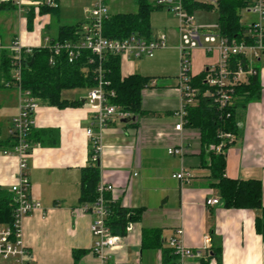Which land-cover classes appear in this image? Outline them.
Returning a JSON list of instances; mask_svg holds the SVG:
<instances>
[{
  "label": "crops",
  "instance_id": "obj_1",
  "mask_svg": "<svg viewBox=\"0 0 264 264\" xmlns=\"http://www.w3.org/2000/svg\"><path fill=\"white\" fill-rule=\"evenodd\" d=\"M66 1L65 17L62 0L57 10H33L31 21L29 14L20 16L16 10H6L9 13L0 20V52L11 54L10 46L15 39L32 50L45 48L49 40L58 38L61 28L84 26L94 0ZM163 11L166 10L151 15L150 38L166 35L167 48L157 51L153 58L120 57L122 77L137 74L156 80L157 84L142 91L143 115L132 116L128 123L115 120L105 132V149L99 163L102 180L115 187L112 197L124 207L144 209L142 221L134 225L123 243L106 251L107 263L137 264L141 259L142 264H163V250L169 249L167 241L176 229H182L184 245L193 250L205 249L204 240L210 236L212 247L220 249V264H264V240L256 231V218L261 212L226 208L218 190L210 185V171L206 167L209 160L205 163L201 156L199 132L186 126L182 132L175 131L178 123L175 114L181 105L175 54L179 53L178 23L176 19L173 23L158 20L156 15ZM243 11L241 23L249 29L256 17L247 9ZM169 54L174 57L172 61ZM217 58L216 52L210 55L203 50L195 51L193 76L202 73ZM142 60L148 62L139 65L137 61ZM253 67L260 76L261 93L256 101L237 111L239 133L226 152V177L260 181L264 206V61L255 62ZM85 89L86 95L74 99L67 96L71 90L62 92L64 100L80 102L77 107L58 108L37 99L28 174L32 197L42 203L46 216L38 211L23 222V238L31 256L29 264L99 263L93 251L94 218L80 209L81 173L90 160L86 130L92 118L86 104L89 89ZM19 106V94L14 87L0 89V188L9 192L17 183L19 160L4 151L11 147L9 130ZM180 142L186 147L183 159L168 154V149ZM182 169L193 175L187 184L173 178ZM214 198L220 199V203L207 206V200ZM145 228L162 230V248L142 249ZM0 264L14 262L0 258ZM184 264H201V260L188 259Z\"/></svg>",
  "mask_w": 264,
  "mask_h": 264
},
{
  "label": "built area",
  "instance_id": "obj_2",
  "mask_svg": "<svg viewBox=\"0 0 264 264\" xmlns=\"http://www.w3.org/2000/svg\"><path fill=\"white\" fill-rule=\"evenodd\" d=\"M203 4L215 6L217 0H155V5L172 14L178 23L180 54V72L177 77V90L180 92L181 105L175 114L178 123L176 132H182L187 124L188 108L196 106L200 97L210 96L214 103L224 109L230 106L234 99V90L237 86L248 81L249 76L256 74L253 67L255 62L264 61V0H251L246 8L256 17L250 25L246 38L250 41L237 42L222 36L220 25H199L196 22L195 11L189 10V5ZM0 6L13 7L20 16H27L33 10L59 8V0H0ZM88 22L81 27L75 40L55 41L49 40L47 47L51 51L49 63L55 66L65 56L69 64H74L82 59L84 52H90L89 64L100 61L93 71L95 84L89 88L86 104L91 110V124L86 130L90 145V160L96 164L104 153L105 132L115 120L131 118L128 111L115 103L117 94L111 88L108 78L109 71L102 65V61L108 56L125 57L128 59L153 58L157 51L168 46L167 36L160 34L156 38H147L140 33H132L124 39H109L103 35V24L111 17L108 0H94L93 5L87 10ZM197 50L212 55L217 53V61L205 68L206 76L204 84L208 90L203 94L198 88L192 86V57ZM12 62V79L7 87H14L19 94V113L12 119L9 136L11 147L4 151L6 155L16 156L19 160L17 183L11 187L15 210L11 225L0 224V258L12 260L14 264H29L30 252L23 238V222L25 218L42 211L46 216L43 205L35 200L31 193V180L28 174L29 159L33 150L31 136L35 130L36 113L39 107L37 98L31 91L22 87V72L25 58L32 55L31 48L24 47L19 40H14L10 46ZM235 57H243L248 61L247 69L241 63L233 65ZM156 80L149 85L156 86ZM222 140L219 145H211L208 150L216 154H225L227 147H231L236 141V135L221 133ZM168 154L183 159L186 155V147L180 142L175 147L168 149ZM137 174H135V177ZM173 178L189 183L193 175L186 169L173 175ZM115 187L104 182L101 178L97 188L98 199L94 203L81 205V211L91 214L94 218L91 230L96 238L94 254L99 259L98 264H107L106 251L121 245L125 237L134 229V223L129 222L125 236H116L111 233L107 225V200L106 194L113 195ZM114 199H117L114 197ZM220 199L207 200V206H215ZM183 230L176 229L167 241L176 259L173 264H184L188 259L206 260L208 264H218L212 257L211 249L213 240L207 236L204 240L205 249L193 250L186 247L182 241ZM137 264H142L141 259Z\"/></svg>",
  "mask_w": 264,
  "mask_h": 264
},
{
  "label": "trees",
  "instance_id": "obj_3",
  "mask_svg": "<svg viewBox=\"0 0 264 264\" xmlns=\"http://www.w3.org/2000/svg\"><path fill=\"white\" fill-rule=\"evenodd\" d=\"M137 5L135 13L112 14L103 24V35L109 39H124L132 33H140L150 39V18L153 12L161 10L155 5V0H134ZM251 3V0H217L219 11V25L222 36L237 42L247 41L248 31L241 23V12ZM213 6L203 4L189 5L191 12L207 9ZM15 10L10 6H0V12ZM45 10H43L44 12ZM33 12L29 13V21L32 20ZM81 26L63 27L55 41H70L77 38ZM35 55L34 63L30 67L24 66L22 72V87L32 92L39 100L58 107H77L80 102H70L62 98L65 90L91 88L94 86L93 71L101 63H88L90 52H84L82 59L74 64H69L65 56L55 66L49 63L51 51L48 47L33 50L32 55L27 56L25 62H31ZM233 65L241 63L247 69L248 61L243 57H235ZM102 65L109 71L108 78L111 88L115 90L117 98L115 103L125 111L136 117L143 115L142 91L149 85L151 79L141 75L122 77L121 58L108 56L102 61ZM256 70V69H255ZM206 72L193 76L192 86L205 93L208 88L204 84ZM12 79V62L9 52H0V89L6 88ZM261 83L259 73L249 77L248 83L237 86L234 90V99L230 106L220 109L210 96L200 97L196 106L188 108L186 127L195 129L200 134L201 156L204 162L209 160L211 187L218 190L221 200L228 209H245L260 211L261 215L256 218V231L264 240V206L262 202V184L258 180H234L226 177L227 157L225 154L209 152L211 145H219L222 140L221 133L238 135L239 126L237 111L245 109L251 102L260 97ZM91 156V153H90ZM101 180V168L98 163L89 160V165L82 169L81 173V205L94 203L99 197L97 192ZM108 209L107 225L111 233L116 236H125L129 222L134 224L142 221L144 209H130L124 207L119 199L112 195H105ZM13 194L0 188V224L11 225L15 210ZM162 248V230L157 228H145L142 230V249L158 250ZM79 251L75 253L78 258ZM212 257L220 264V249H211ZM176 257L171 249L163 250V264H173ZM108 264V263H107ZM201 264L208 261L201 260Z\"/></svg>",
  "mask_w": 264,
  "mask_h": 264
},
{
  "label": "rangeland",
  "instance_id": "obj_4",
  "mask_svg": "<svg viewBox=\"0 0 264 264\" xmlns=\"http://www.w3.org/2000/svg\"><path fill=\"white\" fill-rule=\"evenodd\" d=\"M94 2H92L93 5ZM91 5V4H90ZM87 6L86 8L90 7ZM91 5V6H92ZM60 6V3H59ZM108 6L109 9L111 11V14H118V13H135L137 11V5L135 3L134 0H109L108 1ZM217 4L214 6V8H212L211 10H207V9H201L198 10L195 14L196 17V22L199 25H214V24H218L219 23V11L217 10ZM61 8H62V17H65L67 14V9H68V2L66 0H62L61 2ZM57 10V9H56ZM1 16H0V20L3 19L7 13V11H2L0 12ZM243 17L246 15V12H242ZM156 17H159L158 20L161 18L162 23L166 22L169 23H173L175 18L172 14L168 13V12H161V14H157ZM245 19V17H244ZM169 52V51H168ZM176 54V58L178 60V64H179V72H180V54L177 52H175ZM172 57L169 54V59L172 61ZM199 59L201 60V58L199 57ZM148 60H142V61H137V63L139 65H143L145 63H147ZM197 62V61H196ZM172 68V67H171ZM195 70V69H194ZM72 92L68 93L67 96L71 97V98H75L77 96H84L87 93V90L85 88H80V89H74L71 90ZM121 127V125H120Z\"/></svg>",
  "mask_w": 264,
  "mask_h": 264
},
{
  "label": "water",
  "instance_id": "obj_5",
  "mask_svg": "<svg viewBox=\"0 0 264 264\" xmlns=\"http://www.w3.org/2000/svg\"><path fill=\"white\" fill-rule=\"evenodd\" d=\"M35 55H36V54H34V55L32 56V60H31V62H25L24 65H25L26 67H30V66L34 63ZM130 121H131L130 118L123 120V122H125V123H128V122H130Z\"/></svg>",
  "mask_w": 264,
  "mask_h": 264
}]
</instances>
